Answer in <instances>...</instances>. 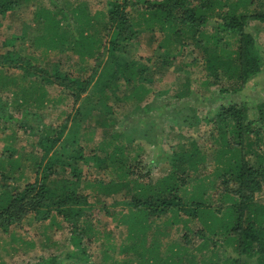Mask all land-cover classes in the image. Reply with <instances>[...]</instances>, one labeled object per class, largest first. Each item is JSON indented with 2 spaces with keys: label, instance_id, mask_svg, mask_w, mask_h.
Returning <instances> with one entry per match:
<instances>
[{
  "label": "trees",
  "instance_id": "trees-1",
  "mask_svg": "<svg viewBox=\"0 0 264 264\" xmlns=\"http://www.w3.org/2000/svg\"><path fill=\"white\" fill-rule=\"evenodd\" d=\"M19 2L0 0V16L16 13ZM106 3L99 30H95L94 17L82 3L72 11L78 27L71 33L62 29L60 13L49 12L42 21L45 34L39 37L41 45L59 51L71 43L68 49L81 62L86 58L96 61L87 79L69 72H52L49 76L28 59L15 58L10 52L0 54V92L14 90L12 101L0 97V127L9 129L11 135L6 141L12 140L0 156V180L4 181L0 183V235L12 239L0 249L19 253L17 244L33 247V242L23 241L15 229L25 222L38 223L47 239L50 232L68 230L67 248L73 247V251L67 253L65 260L69 263L64 264H96V257L103 264H113L108 252L114 248L111 231L104 234L99 224L104 213L118 223L115 230L125 228L127 243L120 250L135 254L132 264H216L211 259H200L199 263L194 253L216 257L217 250H222V264H264V201L258 200L264 193V97L255 104L245 100L264 75V44L249 29L256 22L264 30V0ZM255 3L260 4L257 10L253 9ZM145 34L150 45H155L153 55L139 57L136 46L141 45L140 38ZM109 60L112 74L108 85L96 93L99 102L110 110L105 106L115 100L114 107L123 104L131 113L123 121L101 114L103 119L90 126L84 122L94 116L92 113L63 111L60 124H46V111L64 102V98L52 97L50 89L59 86L61 93L68 91L74 106L80 102L86 105L91 100V87ZM173 66L177 73L170 72ZM198 67L206 77L201 81L208 93L204 102L212 98V103L220 104L204 119L185 117L189 130L199 133L201 141H188L184 136L170 150L162 146L165 174L153 180L151 167L156 159L140 166L139 153L155 141L147 142L149 132H140L135 125L142 121V113L161 109L152 100L166 79L171 89L176 88L173 110L180 112L199 102L192 84ZM8 69H13L12 75L6 74ZM17 70L21 74H16ZM180 72L184 77L179 78ZM123 86L125 90H121ZM213 87L219 88L212 94ZM168 92L170 89H164V94ZM170 113L160 114L167 118ZM173 122L178 119L173 118ZM203 125L208 129L201 135ZM99 127L104 140L98 147L88 153L85 147L65 153L71 135L76 137L81 131V141H91ZM16 134L25 136L23 142L31 145V153L24 147H14ZM160 141L157 144L162 145ZM62 144H68L65 150ZM133 144L136 148L131 156ZM27 161L35 173L33 181L19 172ZM211 163L217 169L212 175L202 174L201 166ZM105 174L110 178L104 179ZM88 175L94 178L90 181ZM25 180V184L20 183ZM83 189L91 190L90 196L96 201L91 202ZM102 197L113 198L119 210L98 208ZM176 233L179 236L175 238ZM104 238H109V243L100 244L98 248L103 251L91 252V247ZM60 259L45 254L37 261L22 258L12 264H63Z\"/></svg>",
  "mask_w": 264,
  "mask_h": 264
},
{
  "label": "rangeland",
  "instance_id": "rangeland-1",
  "mask_svg": "<svg viewBox=\"0 0 264 264\" xmlns=\"http://www.w3.org/2000/svg\"><path fill=\"white\" fill-rule=\"evenodd\" d=\"M21 1V5H19L20 9L14 13L10 12L8 14H4L0 16V54H7V52L12 53L15 58L21 57L23 60L28 59L31 65L42 68L43 71H47L48 75L50 76L52 72H59L61 74L64 73H71L74 77H82L83 79H87L90 74L93 72V69L96 67V61L94 59L86 58L83 62L79 59V57L72 53L71 48L68 49L67 46L70 47L71 43L66 44V49L64 47V50L61 48V50H48V47L45 45H41L42 43L39 41V37H41L43 34H45V26H42V21L44 18L50 16L49 12H53V14H59L58 20L61 21V26L63 27L67 33H71L76 30L78 27V23L74 19V13L72 11L78 8L79 4H86V8L88 10V13L91 18L94 17L93 24L95 26V30L101 29V21L103 20V14L106 15L107 12V3L106 0H19ZM82 8L83 5H81ZM260 4L255 3L253 6L254 10L259 9ZM37 13V14H36ZM52 15V14H51ZM100 16L99 19L96 20V17ZM38 16V17H37ZM103 22V21H102ZM250 31L255 35L258 42L261 44H264V33L262 30V26L257 24L256 22L252 23L249 27ZM6 45L4 46V44ZM141 45L136 46V53L137 56L141 57H147L150 55H153V46L149 43V35L145 34L140 38ZM15 53V54H14ZM108 56L105 57L107 59ZM107 62L106 65L102 66L101 73L96 78L95 86L91 87L90 93H91V100L86 105L83 104V102H80L77 104V106H74L72 98L68 97V91H63L61 93L62 88L59 86L52 87L51 90V96L54 98H64V102L62 103V106H59L57 108L51 107L48 109L49 111H46L45 114V122L46 124H51L54 126H57L61 123L63 120L62 112L68 111L71 112L74 110V115L79 110V114L82 115L87 114L89 115L92 113L94 116L89 117V119L84 122L85 125L95 126L97 123L103 119L101 114H105L107 119H114L118 121H123L126 118V115L131 113H127L126 111L130 109L127 106H121L123 104H116V107H114L115 100H112V102H108L105 107L109 108L110 110H107L102 106L103 103L99 102V97L96 93L100 92L103 87L108 85V81L110 79V76L112 74L111 65ZM59 63V67L57 68V64ZM56 64V65H55ZM55 65V66H54ZM54 66V67H53ZM104 67V68H103ZM173 66L170 72L177 73V71H174ZM93 68V69H92ZM51 70V71H50ZM200 67L195 69V75H193V90L195 91V97L199 102L193 104L194 106L191 108L184 109L180 112L176 110H173L172 107L177 102V100L174 98V94L176 93L175 89L170 88V84H168L167 79L161 83L160 88L161 91L158 92L157 97H155L152 102L155 105V107H160L161 109H158L157 112L150 113L144 112L141 115V120L138 121L135 125V128L138 129L140 132H143L142 130L145 129L149 133L146 135V141H155L151 145H147L141 153H139L140 157V166H144L149 163L150 159H156V162L152 164L151 170V176L152 179L155 180L157 178H160L165 174V158H164V152L161 151L162 146L167 148V150H170V146L177 145L180 141H183V137L186 136L188 141L197 140L201 141V138L199 137V133L195 134L192 132V130H189V127L187 126V123L185 122V117L187 116H197L200 119H204L210 109H216L220 102L213 101L212 98L208 99L207 102H204V98L208 93L205 91V89L201 85V81L204 80L205 75L201 73ZM13 69H8L6 74L12 75ZM16 74H21L19 70L15 71ZM184 73L180 72V77H184ZM174 79V75L172 77ZM180 81V80H179ZM26 82V81H25ZM217 88H212V94L213 91L217 90ZM164 89H170V92L164 94ZM121 90H125V87H121ZM0 97L3 98L4 101H12L14 99L13 92L14 90L12 88H7L4 91L1 90ZM123 92V91H122ZM162 94V95H159ZM96 95V96H95ZM264 97V75L257 79V82L255 83V86L253 89H251L246 97L245 100L249 101L251 104H255L257 102L262 101ZM201 98V99H200ZM173 104V105H172ZM194 108V109H193ZM172 109V110H171ZM165 114L170 113L167 118L165 116H162L160 113L163 112ZM160 114V115H159ZM97 115V116H96ZM132 115V114H130ZM177 118L178 122L174 123L173 118ZM132 119H135L133 117ZM83 123V124H84ZM83 126V125H82ZM208 129L205 125L201 128V135ZM158 131L159 135L157 136L156 132ZM81 132V131H80ZM77 133L76 137L71 135L69 145L67 151L65 150V145L68 144H62L61 149L65 150V153L70 154L71 148H79L82 147L84 150L88 153L90 150H92L95 147H98V145L104 140L102 133L103 130L101 127H99L96 131V133L93 135L92 140H83L81 141V138ZM153 132V133H152ZM83 133V132H81ZM11 135V132H9V129L7 131L4 130V128L0 127V156L2 155L3 147L12 140L6 141L7 137ZM81 135V134H80ZM77 139L76 141L72 142L73 140ZM86 138H89L88 136ZM161 140V141H160ZM25 136L21 134H16V140L14 143V147L20 148L24 147L25 151L27 153H31L33 151V148L31 145L26 144ZM143 141L145 142V137L143 136ZM162 142V145L157 144V142ZM77 143V145H76ZM79 143V144H78ZM146 143V142H145ZM83 145V146H81ZM156 145V146H155ZM131 148V156H134L133 150L136 148V145H132ZM190 146V145H189ZM188 147V146H186ZM166 157V156H165ZM160 163V164H159ZM31 162H24L21 166V170L19 172L23 173V177H28V181H33V178L35 177V173H33L30 169ZM202 174L204 175H212V173L217 169L216 164L211 163L210 165L205 164L204 166H201ZM141 168V167H140ZM102 173L99 175L101 176ZM109 175L105 174L102 177L104 179H108ZM94 178L93 175L87 176L86 179L92 180ZM27 180L21 181L20 183L25 184ZM0 183H4V181L0 180ZM210 194H213L214 191H209ZM83 193L86 195H91V190L83 189ZM89 200L91 202H95L96 199L93 196H90ZM102 203H99L97 207H107L111 211H117L120 206L115 205V200L111 197H102L101 198ZM216 200V198H215ZM259 201H264V193L259 195L258 197ZM100 222L101 230L103 233H107L111 231V238L112 244L114 248L110 249L109 254L112 256L110 261L114 262L113 264L120 263L117 261V259H120L124 261V264H132V261L134 260V253L132 251L124 250V253L121 252V248L127 243L126 240V230L124 227H121L117 230H115V227L118 223L112 222V219L107 217L104 213L100 216ZM136 221V219H134ZM163 219L158 220L156 223L161 224ZM15 233L17 236H19L23 241L26 243L33 242V247H27L21 244H17V246L20 248L19 253L10 252L9 249H3V247L0 249V264H12L16 262L18 259L26 258L29 259V262L37 261L42 257V255H57L61 257L60 262L69 263V260H65L67 253L69 251H73V247L67 248L70 244L69 239V233L68 230L62 231L60 234H54V232H50L48 234V237L50 239H47L45 236L41 235V225L38 223L34 224H28L27 222L23 223L22 228L18 227L15 229ZM181 235V234H180ZM174 237H178L179 234L176 233L173 235ZM175 237V238H176ZM11 237L0 235V245L4 246V244L7 241H11ZM110 241V242H111ZM140 240L137 239L136 242H139ZM104 242V245L109 243V238H104L103 241L97 243L96 245L92 246L91 252L95 251L97 253L102 252L98 248L100 244ZM131 245V243H130ZM129 245V246H130ZM24 247V249H22ZM127 245L124 247L126 249ZM97 248V249H96ZM101 248V247H100ZM75 250V249H74ZM222 250H217V256L213 257L212 253L200 255L198 251H195L194 255H197V261L200 263V259H203L204 261H211L217 262L216 264H222V260L224 257L222 256ZM207 258H203L202 256H206ZM101 257V256H100ZM138 257V256H137ZM94 262L96 264H103L102 260L98 259L96 257L94 259ZM118 262V263H117ZM122 263V264H123ZM184 264H188V261Z\"/></svg>",
  "mask_w": 264,
  "mask_h": 264
}]
</instances>
